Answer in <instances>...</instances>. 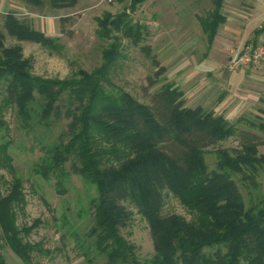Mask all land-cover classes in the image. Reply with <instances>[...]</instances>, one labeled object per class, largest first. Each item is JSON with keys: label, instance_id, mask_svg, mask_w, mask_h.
I'll return each mask as SVG.
<instances>
[{"label": "trees", "instance_id": "obj_1", "mask_svg": "<svg viewBox=\"0 0 264 264\" xmlns=\"http://www.w3.org/2000/svg\"><path fill=\"white\" fill-rule=\"evenodd\" d=\"M75 1L51 0L54 7ZM146 1L131 0L120 14L106 13L98 19L99 38L113 42L103 51L98 68L81 69L70 79L34 75L22 47H5L0 33V139L9 133L6 110L15 112L22 129L35 124L49 128L62 115L70 119L69 138L47 146L34 172L47 180L54 177L62 192L71 172L95 188L97 196L89 203L94 225L85 239L77 237L85 264H264V198L258 196L247 207L234 179L242 175L255 185L254 176L264 170V154L255 142L260 138L242 132L240 150H212L216 168L209 171L206 163L209 148L235 136L244 117L230 122L204 107H186L183 92L169 83L156 93L153 105L142 104L111 80L121 55L120 38L113 32L138 44L146 27L133 23L131 13ZM225 1L213 0L212 11L199 18L207 51L226 22ZM5 27L19 40L63 49L56 38L31 29L14 15H8ZM263 31L264 26L257 33ZM251 126L264 134V122ZM8 144H0L1 153ZM166 193L180 201L191 220L162 214ZM127 200L150 226L156 251L151 260L140 261L134 246L121 235V227L130 220L121 204ZM23 204L21 178L14 179L6 195L0 183V242L24 264H32L31 255L38 248L23 241L17 224L16 207ZM37 225L24 231L30 233ZM4 244L0 243V264H6ZM99 257L105 261L98 263Z\"/></svg>", "mask_w": 264, "mask_h": 264}, {"label": "rangeland", "instance_id": "obj_2", "mask_svg": "<svg viewBox=\"0 0 264 264\" xmlns=\"http://www.w3.org/2000/svg\"><path fill=\"white\" fill-rule=\"evenodd\" d=\"M130 1L76 0L66 7H54L51 0H0V33L5 47H22L24 57L32 61L34 75L70 79L81 69L91 72L102 64L103 51L113 40L99 38L98 19L106 13L120 14L129 8ZM212 9L213 0H148L139 5L131 13V19L133 23L146 27L142 40L136 44L121 32H113V36L120 38L121 55L111 73L112 82L138 102L150 106L165 83L178 87L183 92L185 106L191 108L203 102L204 96L211 97L208 94L212 92L211 100L204 103V108L219 115L215 105L222 92L219 79L212 72L206 75L205 72L209 71H199L202 70L200 63L210 62V53L206 56V35L199 18L205 17ZM223 11L228 21L219 30L215 41L218 49L213 53L217 55L213 57L220 63L221 72L232 52H239L252 43L253 32L248 26L250 28L257 13L264 11V0H226ZM10 14L31 29L56 38L63 49L54 51L39 43L11 36L5 27ZM253 75V80L264 87L263 76ZM211 81L214 84L208 87ZM4 116L9 133L5 139H0V144L8 141L9 144L5 153L0 152L1 190L6 195L16 177L23 182L24 204L22 208L16 207L17 224L23 231V241L38 248L31 255L32 264H85L77 237L85 239L94 225V210L89 203L97 196L95 188L71 172L65 192H62L54 177L47 180L34 172L46 156L47 146L69 138L70 119L62 115V118H54L49 128L35 124L32 128L22 129L13 110H6ZM243 117V121L237 124L235 136L209 148L206 154L209 171L216 168L212 150H240L242 132L258 136L260 139L255 142L259 144V153L264 154V143H261L264 134L251 126V122H264V100L255 102ZM237 119L228 120L235 122ZM67 168L71 171L70 164ZM234 179L247 207L258 196L264 198V170L254 176L255 185L243 180L242 175L234 176ZM121 204L130 213V220L121 227V235L134 246L140 261L153 259L156 251L146 218L129 200ZM162 214H178L187 220L192 219L191 213L172 193L165 194ZM34 223L38 224L37 227L26 234L24 228ZM0 243L4 244L3 241ZM204 251L210 252L208 249ZM2 253L6 264H24L5 244ZM104 261L103 257L97 258L98 263Z\"/></svg>", "mask_w": 264, "mask_h": 264}, {"label": "crops", "instance_id": "obj_3", "mask_svg": "<svg viewBox=\"0 0 264 264\" xmlns=\"http://www.w3.org/2000/svg\"><path fill=\"white\" fill-rule=\"evenodd\" d=\"M255 16L256 19L253 20L255 22L254 23L253 21L251 22L250 28L248 26V29H250V31L253 32L252 43L253 44L264 43V31L257 33V31L264 26V11L262 13H257ZM227 21L228 18L226 16V22L223 25H225ZM217 36L215 37L211 49L206 52V56H208V53H210L209 55L210 62L208 61V63L207 62L200 63L201 65L200 67L202 70L199 71L203 73L202 71L207 70L209 72H205L206 75L213 73L219 79L218 86L222 88V92L220 94L219 99L215 103V105L217 106V113L224 115L226 119H234V118L237 119L239 117H243L244 113H246V111H248V109H250V107L254 105L255 102L258 101L260 103L264 100V92H263L264 87L262 84H259L258 82L253 80V76H254L253 74H260L259 72L253 69L231 71L227 68L229 60L225 66V70H223L222 72L219 71L220 63L216 61L215 58L213 57V56H217L216 54H213L218 49L215 48V41L217 39ZM226 45L227 44H225L224 47ZM211 59H214V62H212ZM195 72L198 71L196 70ZM213 84L214 83H212L211 81L208 87H211ZM211 93L208 95L212 97ZM211 97L204 96L202 99L203 102L199 103L196 107L198 106L204 107V103L210 102L209 100H211Z\"/></svg>", "mask_w": 264, "mask_h": 264}, {"label": "built area", "instance_id": "obj_4", "mask_svg": "<svg viewBox=\"0 0 264 264\" xmlns=\"http://www.w3.org/2000/svg\"><path fill=\"white\" fill-rule=\"evenodd\" d=\"M227 68L231 71L253 69L264 78V43H251L239 52H232Z\"/></svg>", "mask_w": 264, "mask_h": 264}]
</instances>
